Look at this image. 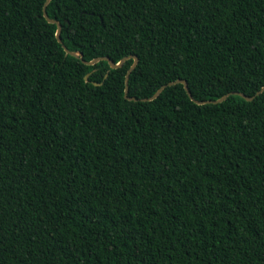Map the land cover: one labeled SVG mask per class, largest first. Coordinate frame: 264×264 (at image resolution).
<instances>
[{"label": "trees", "instance_id": "1", "mask_svg": "<svg viewBox=\"0 0 264 264\" xmlns=\"http://www.w3.org/2000/svg\"><path fill=\"white\" fill-rule=\"evenodd\" d=\"M44 2L0 0V264H264V0ZM128 55L136 100L83 62Z\"/></svg>", "mask_w": 264, "mask_h": 264}, {"label": "water", "instance_id": "2", "mask_svg": "<svg viewBox=\"0 0 264 264\" xmlns=\"http://www.w3.org/2000/svg\"><path fill=\"white\" fill-rule=\"evenodd\" d=\"M49 1H50V0H45V2H44V4H43V15H44V17H45L49 22H51V23H55V24H56V26H57V30H56V38H57V40H58L59 42H61V38H60V30H61V27H60L59 22H57V21L54 20V19L49 18V17L47 16V13H46V6L48 5ZM63 48H64V50H65L67 53H69L70 55H73V56H75V57H81V55H82L80 52H77V51H70V50H68L64 45H63ZM129 58H132V59H133V62H132V64H131V66L129 67V69L127 70L126 75H125L124 96H125V98H127V99H130V100H136L134 97H128V96H127V92H128V77H129V74L131 73V71L135 68V66H136L137 63H138V57H137L136 55H128V56H126V57H123L122 59H120V60H119L118 62H116V63L113 62L109 57H106V56H104V57H96V58H93V59H91V60H89V61H85V60H83V62H84L85 64H87V65H93V64L97 63V62L100 61V60H106L111 68H118V67H121V66L124 64V62H125L127 59H129ZM175 83H181V84H183L184 89H185V91L187 92L188 96H189L193 101H195V102L198 103V104H203V103H208V102H213V103L221 102L222 100H225V99L228 97L229 94H232V93H233V94H238V95H240L241 97H243V98L246 99V100H251V99H253V97H254V96H252V97H248V96H246V95H244V94H242V93H240V92H231V93L225 94V95H223L222 97H220V98H218V99H216V100H212V101H209V100H203V101H201V100H195V99H193V97H192V95H191V93H190V91H189V89H188V86H187L186 81L183 80V79H178V80H176V81H172V82H169V83H167V84H165V85H162L160 88H158V90H157V91H156L151 97H149V98H145V99H142V100H151V99L156 98V97L160 94V92H161V91H162L167 85H173V84H175ZM262 90H264V87H262V88L257 92V94L260 93Z\"/></svg>", "mask_w": 264, "mask_h": 264}]
</instances>
